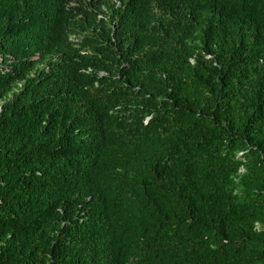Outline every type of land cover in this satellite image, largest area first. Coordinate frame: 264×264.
Returning <instances> with one entry per match:
<instances>
[{
    "label": "trees",
    "instance_id": "16d2710c",
    "mask_svg": "<svg viewBox=\"0 0 264 264\" xmlns=\"http://www.w3.org/2000/svg\"><path fill=\"white\" fill-rule=\"evenodd\" d=\"M119 1L0 0V264H264V0Z\"/></svg>",
    "mask_w": 264,
    "mask_h": 264
},
{
    "label": "clouds",
    "instance_id": "9594fccd",
    "mask_svg": "<svg viewBox=\"0 0 264 264\" xmlns=\"http://www.w3.org/2000/svg\"><path fill=\"white\" fill-rule=\"evenodd\" d=\"M114 1L115 7H121L119 0ZM98 17L103 18L104 16L99 14ZM83 37L82 33L76 34L74 32L69 36V39L74 43L75 47L79 48V53L81 54V56L76 58L77 68L80 73H92L94 71V60L91 56L95 53L101 65V68L98 69L100 77H109L110 73L108 71L116 73L117 70L121 71L129 67L131 65V56H134L139 57L140 60L133 68V74L136 79L139 74L150 72L152 67H158L159 62L169 56L173 49L172 35L169 36V42H164L154 35L151 40H146L139 46L126 39L124 32L121 35H117L115 27H112L108 36L103 38L104 46L99 51L94 50V43L82 46ZM102 51H105L106 54H103ZM106 55L111 57V60ZM37 57L38 55L34 56L35 59ZM191 62H193V58H191ZM115 77L119 78V74L116 73ZM123 84L124 86L128 85L126 82Z\"/></svg>",
    "mask_w": 264,
    "mask_h": 264
}]
</instances>
